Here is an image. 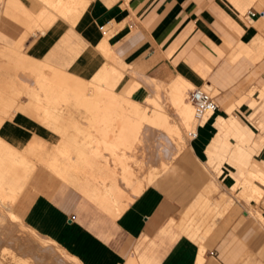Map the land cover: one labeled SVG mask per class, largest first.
Masks as SVG:
<instances>
[{"label": "crops", "instance_id": "obj_1", "mask_svg": "<svg viewBox=\"0 0 264 264\" xmlns=\"http://www.w3.org/2000/svg\"><path fill=\"white\" fill-rule=\"evenodd\" d=\"M9 5L0 16L4 47L23 48L52 69L86 81L116 79L113 90L119 94L113 92L138 103L156 89L147 78L169 84L182 76L191 84L188 93L205 85L218 91L219 101L214 99L215 114L196 126L197 135H190L160 178L149 180L152 169L140 178L137 185L143 186L130 201L136 182L126 184L125 176L139 175L140 159L152 158L144 138L124 131L139 123L126 124L124 118L99 123L82 112L105 109L58 104L49 109L68 111L57 122L68 131L62 135L43 119L14 111L0 125L1 138L24 155L42 143L46 158L51 153L50 160L58 158L68 168L76 164L68 177L38 165L16 205L23 224L62 251L68 264H264L262 224L231 191L237 168L224 162L217 178L206 164L218 132L216 117H227L226 109L241 99L235 110L247 116L253 109L245 99L249 89L264 86V0H90L75 24L44 0H9ZM21 102L27 104L28 97ZM145 110L144 123L152 127L153 108ZM165 110L178 107L169 103ZM248 138L246 132L244 141ZM61 142L74 143L73 156L69 149L62 155ZM251 160L264 169V153ZM253 171L248 175L256 182ZM208 188L213 193L205 202L201 195Z\"/></svg>", "mask_w": 264, "mask_h": 264}, {"label": "bare ground", "instance_id": "obj_2", "mask_svg": "<svg viewBox=\"0 0 264 264\" xmlns=\"http://www.w3.org/2000/svg\"><path fill=\"white\" fill-rule=\"evenodd\" d=\"M248 1H250V0H248ZM44 2H45L46 5H49L50 7H52L54 13L59 14L63 19L70 21V23L71 22L74 23L75 18H78V14L80 12H82V10H84L85 6L90 2V0H44ZM14 52L17 55L20 54V51L18 49H15ZM255 58H258V57H255ZM256 60L257 59H255V61ZM42 62H44V61H42ZM42 62H41V64H42ZM39 64H40V62H39ZM36 65H38V64H36ZM107 65H108V63H107ZM47 66L48 65H45L43 63L41 65V67L38 66L39 68L38 67L37 68L32 67L33 68L32 69V74H34V76H35L34 80H35L36 86L38 88L36 89V91L34 89L31 92V94L34 95V101L35 102L39 103L40 105L44 104L43 108H45V109H49V108L53 107L54 105H58V104H66V105H68V104H76L78 107H80L82 109L83 108H98V109L102 108V109H105V110H89V111L86 110L87 112L83 111L82 113H84V114L86 113V115H88L90 117V119L92 118V119H94L96 121H99V123L103 122V121L105 122V121L111 120V119H114V120L118 119L119 120V119H122V118H124L126 120V124L129 123V122L130 123L135 122V125L139 123L140 124L139 127H135V128L125 127L124 131H125V133H128L129 131L135 130V133L139 134L141 136L140 138L142 140L143 137L146 135V134H144L145 131L146 130L148 131V129H149V128L148 129L145 128V125L147 127H149V126L144 123L145 120L148 119L145 108L146 107H152L153 108V113H152V117H151L152 118L151 119L152 120V126L157 130L158 133H160V135L163 134V137H159V138H156V139L152 140L154 142L152 144V149L156 150L157 152H159V155H158V161L156 163H152V173L149 176V180L153 181L159 174H161L166 168H168L170 166V164L172 162V158H169L168 155L165 154L166 148L170 147V148H174V150L180 149V147H182L184 145L183 144L184 135H185L187 127L193 125L195 123V120L197 119L196 116H195L194 105L192 104V102L190 100L187 99L188 97H186L187 89H188L189 86H191V84L186 79H184V77H182V76H179L178 78L174 79L171 83L168 84V83L160 82L157 79H152L148 75L147 77L151 78V79L147 78L148 84H150L151 86H154L156 89L153 88V89H155V91L153 90L151 92V94L153 93L152 95L146 96L148 98L145 100L144 103L143 102L138 103V102H135V100L134 101L131 100L132 98L131 99L130 98L129 99L128 98H125V99L123 98L122 99V97L117 95L119 93H117L116 91L113 90L114 85L116 84V79L111 81L108 78H102L101 76H98V77H96L94 79L92 78L93 80L86 81V78H85V80H83L81 78H78L80 76H78V77L74 76V75H76L74 73L72 75L71 74L69 75L68 72H65V71L60 70V69H50L51 72H46L47 71L46 70ZM113 68H114V66H113ZM116 68H117V66H116ZM101 70L103 71V69H101ZM117 71H118V68H117ZM133 72L135 73V71H133ZM134 73H132V74H134ZM137 73H139V72H137ZM138 75L136 76V77H138L137 79H139ZM140 76H141V74H140ZM91 77H90V79H91ZM144 77H145V75H144ZM142 81L143 80H141V82ZM148 84L146 83L144 86H146ZM145 88L148 89V87H145ZM90 89L94 90L95 94H92V95L87 94V92ZM113 91L116 92L117 94H115ZM20 93H21V91H15V94H14L15 98H14V100L12 102V105H17L18 100H19V97L17 95H19ZM250 93H252V92H250ZM147 94H150V93H147ZM146 97H144V98H146ZM167 100L171 104H175L178 107V111L174 112L173 115H172L171 112H169L170 113L169 114L165 110H162L161 107H159L164 101H167ZM117 106H119V108H123V110H111V109L117 108ZM15 109H13V110H15ZM50 116L54 117L53 115H50ZM75 117H77L76 119H78V116H71V118H75ZM216 118H217V120L215 122L216 126L221 127V126H224V125H226V126L229 125V127H231L229 133H232V134L234 133V135H236L237 137H243L244 139L246 138V131H245V129L242 128V125L239 122V119L236 118L237 121L230 120V124H228L229 121H228L227 117L220 115V116H217ZM127 120H130V121L127 122ZM132 120H135V121H132ZM80 130H81V128H80ZM84 132H86V131H84ZM60 133L62 135H65V134L68 133V131L66 129H62V130L59 131V134ZM164 135H167V137L164 138ZM62 140H60V141H62ZM39 141H41V140H39ZM39 141H37V142L35 141V142L38 143ZM64 141L66 142V140H64ZM29 142H30V140L28 141V145H29ZM65 142H64V144L61 142L63 145L61 143H60L61 145L60 144L58 145V146H62L61 147L62 148L61 149L62 155H63V153L69 154L68 153V149L70 150L69 152L72 151L70 153V154H72L73 150H71V148H69L72 145V143H71V145L69 144L70 146L68 145L69 147H67L68 143L65 144ZM55 144H57V143H55ZM41 145H42V143H41ZM41 145L34 144V145L31 146V150L33 149L32 150L33 152H35L34 150H37L36 152L42 151V149H44L45 146L42 145L43 148H41L40 147ZM54 146L56 147V145H54ZM73 146H74V143H73V145L71 147H72V149L73 148L75 149V146L74 147ZM76 147L79 148L78 144L76 145ZM80 147L83 149L82 146H80ZM139 147H141V146H139ZM28 148L30 149L29 146H28ZM53 150H55V148ZM58 150H59V148H58ZM58 150H57V152H60ZM28 151H30V150H28ZM29 153H27V154L29 155ZM35 153L32 154V155L34 156ZM45 153H46V151H45ZM59 154L60 153H58V155ZM25 155L23 154L22 149L20 151L18 148H16V146H12L10 143L6 142L3 138L0 137V203L2 204V206L7 207L9 209V211L11 212L12 217H14V218L15 217L18 218L19 216L17 215L16 212H14L12 210V206H13L14 202L16 201V199L18 198L19 193L22 191V189H23V187L25 185V182L27 181L26 180L27 177H25L24 176L25 174L22 173L23 174L22 178L23 179L25 178V180L19 182V180L21 179L20 176L22 175V174H20L21 169L19 170V166H20V164L22 165V162L24 161V159H25V162H26V156H28V155H26V156ZM36 155H37V153H36ZM38 155H40V154H38ZM45 155L46 154H44L43 157ZM48 155H47L46 159L50 160V158H48ZM50 155H51V153H50ZM50 155H49V157H50ZM56 155H57V153H56ZM73 155L74 154H72V156ZM33 156H32V158H33ZM39 157H41V155ZM222 157H225V156H222ZM34 158L38 159L37 156L34 157ZM71 158H72V161H73L74 157H71ZM43 159H45V158H43ZM68 159H69V157H68ZM70 159H69V161H71ZM29 160H31V159H29ZM39 160H40V158H39ZM64 160H65V158H64ZM78 160L79 159L75 160L74 162L76 163V161H78ZM83 160H81V163L83 162ZM28 161H27V163H29V164L27 166H30V161L29 162ZM128 161H130V160H126V162H128ZM49 162L52 163V164L50 163L51 166H53L57 171H59V173H63V176H65V177H68V171L70 172V169L72 170L71 167L73 165L70 166L69 167L70 169H69L68 168V164L67 163L62 164V162L58 158L54 159V160H51ZM75 165L73 167H75ZM84 165H83V167H85ZM27 166H25V169L28 168ZM78 166H76V168ZM83 167L81 166L79 170L82 171ZM78 168L76 170L74 169V172L75 171L77 172ZM28 169H27V171H28ZM23 171H25V170H23ZM82 172H84V171H82ZM82 172H81V174H82ZM253 173L257 177V173H255V172H253ZM131 179H132V176H125L126 184H128ZM238 181H239V183H241L243 185L245 190L247 189L248 191H250V195H252V196H254L256 194H258L256 196H259L260 194L262 195L261 186H259L255 182H253L251 180V178L249 177V175H245L243 180H239L238 179ZM236 183H238V182H236ZM235 185L237 186V184H235ZM142 186L143 185H137L136 186V188L133 190L134 195L139 193V189ZM4 207H3V209H4ZM3 209L0 207V221L8 219L7 216L4 214ZM258 216L259 217H256L258 219V221L264 222V215L263 214H259ZM6 223H5V225H8ZM0 225H1V223H0ZM9 226H10V224H9ZM9 226H7V227H9ZM7 227H5V228H7ZM3 228H4V226H3ZM21 229L20 230L17 229L18 232L21 231ZM4 230L5 229H3V231ZM10 230H11V228H10ZM3 231H2V234L5 235V233H3ZM23 231H25V230H23ZM5 232H6V235H7V230H5ZM14 233H15V231H14ZM23 233H25V232H23ZM19 235H21V233H19ZM23 237H25V236H23ZM23 237H21V238H23ZM10 238H14V239L17 240V237L12 235V234L7 235V237L5 236V239L3 237L5 242L2 241V243L0 245V247H1L0 254L2 255V257L7 259L8 261L10 260V263L13 262L14 264H35L34 260L30 259L31 255H30V257L29 256H25V255L23 256V255L19 254L18 252H16L15 248L18 247V245H20L21 242L18 243L19 242L18 241V242L15 243L13 241V243H12L10 241ZM18 239H20V237ZM23 239H25V238H23ZM29 239L25 240L26 247H27L28 241H29V243H31V241ZM20 240H22V239H20ZM3 242H4V244H3ZM22 243H24V242H22ZM16 244H17V246H16ZM14 245H15V247H14ZM31 246H32V244H30V247ZM19 247L17 249H19ZM32 247H33L32 250H33V253H34V251H35L34 249L36 247L35 248H34V246H32ZM46 247H49V246L47 245ZM20 249H21V247H20ZM27 250H29V249H27ZM32 250H31V252H32ZM40 252L39 253L37 252V254L40 255ZM45 252H47V251H45ZM60 253H61V251H60ZM35 254H36V252H35ZM27 255H29V254H27ZM35 257H37V259H38L37 255ZM35 257H33V258H35ZM49 257H51V256H49ZM43 260H44V258L41 260V262ZM46 260H48V258ZM58 260H60V259H58ZM48 262H50V261H48ZM48 262L45 261V264H47ZM37 263H39V261ZM56 264H59V263H56Z\"/></svg>", "mask_w": 264, "mask_h": 264}, {"label": "rangeland", "instance_id": "obj_3", "mask_svg": "<svg viewBox=\"0 0 264 264\" xmlns=\"http://www.w3.org/2000/svg\"><path fill=\"white\" fill-rule=\"evenodd\" d=\"M5 6L11 7L9 5V0H0V16H1L2 11H3ZM33 26H36V25L33 24ZM36 27H38V26H36ZM37 30L38 29H34L32 31H37ZM6 42H8V41L5 38L2 39L0 36V46H2V47H0V125L4 121V119L8 116H11L14 113V111L23 110V111H26L30 114H33L34 116H36L40 119H43L44 121H46L47 124L54 126L58 131H60V128L62 126L58 125L57 122L65 113H68V111H66V110L65 111H58V110H54V109H45V108H43L44 104L40 105L39 103L35 102L34 101V95L31 94V92L34 89H35V91L37 89V86H36V83L34 80L35 76H34V74H32V69H33L32 67H34V68H37L38 66L41 67V65L43 63L41 64V61L36 60V59L24 54L23 48L21 50L18 47V50H20V54L17 55L12 48L4 47L6 45ZM39 62H40V64H39ZM36 64H38V65H36ZM50 69H52V67H50V68L46 67L47 72H51ZM22 73H24V74H22ZM263 75H264V73H263ZM263 83H264V78H263ZM257 86H258L257 84H254L249 89L248 95L245 97L246 100L249 99L250 107L253 108L250 112H247V116H244L241 113L238 114V111L235 110L236 106H240L244 102V101H241L242 99L239 100L236 104H233L232 106H230L229 108L226 109V111L228 112V113L226 112L228 114L227 115V119L229 121L228 124H230V120L237 121L236 120V118H237V119H239L240 123L243 125L242 126L243 129H244V125H245V127H248L250 130H252V132L246 131L249 135L247 142L244 141L245 139L243 137H237L236 135H234V133L233 134L229 133L230 129H231V127H229V125H227V126L224 125L221 127L217 126L218 132H217L215 138L213 139V141L211 142V144L207 150L209 159L206 162V164L211 169L214 176L217 178L222 177L221 176L223 173L222 165L224 162H229L230 164H233L237 168V171H238L236 176H235L236 182H238V183H235V184H237V186L234 185L232 187L231 191L233 192V194L236 196L237 199H239L242 203L246 204L247 208L249 210H251L252 214H254L256 217H259L258 216L259 214L264 215V209L261 208V205L264 204V169L259 167L256 163H252V160H251V157L254 154L264 153V86H258V87ZM202 87L205 88V85H203ZM194 88H196V87H192L190 91H192ZM15 91H21V93L19 95H17L19 97L17 105H12V102L15 98V96H14ZM210 92H211V95L213 96V98L216 99L218 91L216 89H213ZM250 92H252V93H250ZM188 96H189V93L187 92L186 97H188ZM27 97H28L27 104H23L21 101L27 99ZM187 99L189 100V98H187ZM216 101L219 103V101L217 99H216ZM168 103H170L168 100L164 101L159 107H161L162 110H165ZM13 109H15V110H13ZM165 111L169 113V111H167V110H165ZM173 112L174 111L171 110L172 115H173ZM50 115H53L54 117H52ZM257 120H259L260 122ZM197 123H198V121L196 119L195 123L193 125L187 127L185 135H184V142H183L184 145L188 142V140H190L191 132L196 130ZM145 128L146 129L149 128V129H148V131L146 130L144 133V134H146L143 137L145 142H142V145L147 147V148L144 147V150L152 152V158L140 159L139 165H138L139 169L135 170V171H139V175H132V179L128 183V184H132L133 181L135 180L136 183L133 186V190H134V187H136V185L138 184L140 178L143 175L149 173V171L152 169V163H156L158 161L159 152L152 149V144L154 142L152 141L151 143H149L148 142L149 137L152 140L159 138V137H163V134L160 135V133H158L157 130L153 126L152 127H145ZM150 135L152 136V138ZM165 137H167V135H164V138ZM184 145L182 147H184ZM182 147H180V149H177V150H174V148L167 147L168 149L166 148L165 154L168 155L169 158H172V162H173L175 160V157L178 155V153L182 149ZM34 151L36 152L37 150H34ZM35 152L31 151L29 153V155L31 157L28 159L26 158V162L24 159V161L22 162V165L20 164V166H19V170L21 169L20 174H22V173L25 174L24 176L27 177L26 178L27 181L25 182V185H24L22 191L19 193L18 198L16 199V201L14 202V204L12 206V210L14 212H16L18 215H19V213L17 212V209H16L17 202H18L21 194L23 193L28 181H30V179L35 174L38 165L47 164L51 170L55 169L53 166H51L52 163L49 162L51 160L48 161V159H46V156L43 157L44 153L42 151L36 152L37 155ZM34 153H35V155L33 156L32 154H34ZM38 154H40L41 157H39L40 155H38ZM32 156H33V158H32ZM36 156L38 157V159L34 158ZM222 156H225V157H222ZM39 158H40V160H39ZM43 158H45V159H43ZM29 159H31V160H29ZM28 160L30 161V166H27L29 164V163H27ZM172 162H171V164H172ZM23 164L29 168L28 169L26 167L28 169V171H27V169H25V166ZM31 166L33 168L34 167L35 168L33 169ZM168 168H166L161 174H159L155 180L160 178L161 175ZM250 169L254 170L253 172L257 173L256 178L258 179V181H256V182L254 180H252V181L255 182L256 184H258L259 186H261V188H262V195L260 194L261 196L260 195L256 196L258 194L254 195V196L250 195V191H248L247 189L245 190L243 185L241 183H239V181H238V179L243 180L244 176L249 174L248 171ZM23 170H25V171H23ZM23 174L20 176L21 179L19 180V182L25 180V178L24 179L22 178ZM212 186H213V184L211 185V187ZM133 190L130 193L129 201L132 200V198L134 197ZM212 193H213V191H211L210 188L206 189L204 194L201 195V199L204 200L205 202H207L209 199V194H212ZM127 203L128 202H125V204H127ZM252 203H256L257 207H253ZM0 207L3 209L4 206H2V204L0 203ZM120 208H124V206H121ZM7 209H8L7 207H4L3 211H4V214L7 216L8 219L0 221V223H1V225H0V229H1L0 230V232H1L0 233V245H1L2 241H4L5 236L7 237V235L12 234V235L17 237V240L14 238H10V241L12 243H13V241L15 243L18 241H19L18 243L21 242V244L18 245V247L20 246L21 249H20V247H19V249H17L18 247H16L15 248L16 252H18L19 254H21L23 256L25 255V256L30 257V255H31L30 259H33L35 264H39V263L41 264L42 262H43L42 264H45V261L46 262L50 261L47 264H55V263L68 264L69 263V259L67 257H64V255L62 254V251L60 253L59 250H56L54 248V245L49 240H45V239L38 237L34 232H32L30 229H28L23 224V222L20 218V215L18 218L17 217L14 218V217H12L9 209L8 210ZM213 213H214V211L211 212V214H213ZM5 221L6 222L8 221V222L6 223ZM4 222L8 225H5ZM260 223L263 224L262 227L264 230V222H260ZM9 224H10V226H9ZM3 226H4V228H3ZM7 226H9V227H7ZM1 227L3 229L7 230V235H6L5 230L3 231V229ZM5 227H7V228H5ZM10 228H11V230H10ZM19 228L21 229V231L18 232V230H20ZM23 230H25V231H23ZM2 231H3V233H5V235L2 234ZM14 231H15V233H14ZM23 232H25V233H23ZM19 233H21V235H19ZM1 235L4 237V239ZM23 236H25V237H23ZM19 237L22 240L18 239ZM21 237H23L25 239H23ZM28 239L31 241V243H29V241H28L27 247L28 246L29 247L27 248L26 244H25V240H28ZM4 242H3V244H4ZM22 242H24V243H22ZM30 244H32V246H34V248L36 247L34 249L35 250L34 253L32 250L33 247L31 246L32 247L31 248ZM47 245L49 247H46ZM16 246H17V244H16ZM14 247H15V245H14ZM27 249H29L30 251ZM0 250H1V247H0ZM31 250H32V252H31ZM45 251H47V252H45ZM35 252H36V254H35ZM37 252L38 253L40 252V255L37 254ZM27 254H29V255H27ZM36 255L38 256V259H37V257H35ZM32 256L35 258H33ZM49 256H51L52 258ZM41 258L42 259L44 258V260L42 262H41V260H42ZM47 258H48V260H46ZM2 259H3V257L0 254V264H12L13 263V262L10 263V260L8 261L7 259L6 260L4 259V261H3ZM58 259H60V260H58ZM37 260L39 261V263H37L38 262Z\"/></svg>", "mask_w": 264, "mask_h": 264}, {"label": "built area", "instance_id": "obj_4", "mask_svg": "<svg viewBox=\"0 0 264 264\" xmlns=\"http://www.w3.org/2000/svg\"><path fill=\"white\" fill-rule=\"evenodd\" d=\"M195 108V116L197 118V125L207 120L219 108L217 102L214 100L211 92L203 87L194 88L188 96ZM192 136L197 135V131L191 132Z\"/></svg>", "mask_w": 264, "mask_h": 264}]
</instances>
